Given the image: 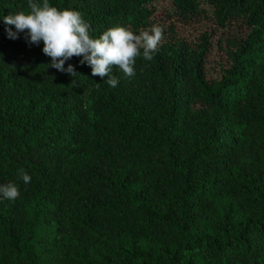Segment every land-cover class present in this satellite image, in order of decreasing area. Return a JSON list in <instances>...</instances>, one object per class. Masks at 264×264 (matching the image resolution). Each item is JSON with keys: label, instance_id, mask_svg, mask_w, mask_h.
Masks as SVG:
<instances>
[{"label": "trees", "instance_id": "trees-1", "mask_svg": "<svg viewBox=\"0 0 264 264\" xmlns=\"http://www.w3.org/2000/svg\"><path fill=\"white\" fill-rule=\"evenodd\" d=\"M49 3L93 38L160 25L158 10L243 31L217 77L203 31L164 37L131 78L114 67L111 87L82 57L72 77L8 38L2 17L28 0H0V184L20 193L0 197V264H264V0Z\"/></svg>", "mask_w": 264, "mask_h": 264}, {"label": "clouds", "instance_id": "clouds-1", "mask_svg": "<svg viewBox=\"0 0 264 264\" xmlns=\"http://www.w3.org/2000/svg\"><path fill=\"white\" fill-rule=\"evenodd\" d=\"M28 11H18L3 16L8 38L16 39L25 34L28 43H43L42 52L50 57L52 67L74 77L77 73L73 65L65 62L74 56L82 57V64L91 68L92 76H99L111 87H116L118 79L112 74L114 67L126 77L135 75L138 57L151 61L163 40L164 28L154 24L134 34L123 26L109 27L98 38H93L90 25L83 15L71 8L59 9L50 5L49 0H28ZM20 179L29 183L31 177L24 169L18 170ZM20 195L15 183L0 184V197L13 200Z\"/></svg>", "mask_w": 264, "mask_h": 264}, {"label": "rangeland", "instance_id": "rangeland-1", "mask_svg": "<svg viewBox=\"0 0 264 264\" xmlns=\"http://www.w3.org/2000/svg\"><path fill=\"white\" fill-rule=\"evenodd\" d=\"M155 16L158 18L161 16L159 18V24L164 28L163 37L175 35L192 43L200 40L199 36L203 31L209 34L210 44L206 54V73L209 78L220 75L221 66H225L224 55L221 50L227 46L228 40L234 37V34H239L243 31V28L236 21L229 23L226 29H220L201 17L185 20L176 15L167 16L165 13H161V10H158ZM225 36L228 38L225 39Z\"/></svg>", "mask_w": 264, "mask_h": 264}]
</instances>
